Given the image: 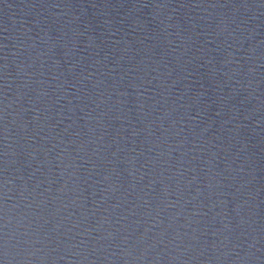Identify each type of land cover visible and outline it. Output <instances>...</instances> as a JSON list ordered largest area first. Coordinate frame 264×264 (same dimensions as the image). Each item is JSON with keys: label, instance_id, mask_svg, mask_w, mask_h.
I'll list each match as a JSON object with an SVG mask.
<instances>
[{"label": "water", "instance_id": "1", "mask_svg": "<svg viewBox=\"0 0 264 264\" xmlns=\"http://www.w3.org/2000/svg\"><path fill=\"white\" fill-rule=\"evenodd\" d=\"M0 264H264V0H0Z\"/></svg>", "mask_w": 264, "mask_h": 264}]
</instances>
